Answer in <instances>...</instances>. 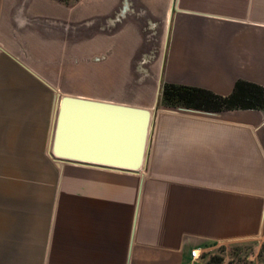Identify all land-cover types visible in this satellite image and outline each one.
<instances>
[{
	"label": "crops",
	"instance_id": "0c3cea01",
	"mask_svg": "<svg viewBox=\"0 0 264 264\" xmlns=\"http://www.w3.org/2000/svg\"><path fill=\"white\" fill-rule=\"evenodd\" d=\"M239 80L264 87V0H0V264H185L262 236L264 110L158 105ZM63 95L151 109L145 167L53 157Z\"/></svg>",
	"mask_w": 264,
	"mask_h": 264
},
{
	"label": "water",
	"instance_id": "95a60500",
	"mask_svg": "<svg viewBox=\"0 0 264 264\" xmlns=\"http://www.w3.org/2000/svg\"><path fill=\"white\" fill-rule=\"evenodd\" d=\"M153 117L146 107L63 95L55 119L52 156L139 171L146 164Z\"/></svg>",
	"mask_w": 264,
	"mask_h": 264
},
{
	"label": "trees",
	"instance_id": "16d2710c",
	"mask_svg": "<svg viewBox=\"0 0 264 264\" xmlns=\"http://www.w3.org/2000/svg\"><path fill=\"white\" fill-rule=\"evenodd\" d=\"M66 5H74L79 0H58ZM158 105L185 107L208 112H220L232 109L264 110V87L239 80L230 95L222 96L208 89L174 83H164L161 88ZM206 264H222L224 258L203 254Z\"/></svg>",
	"mask_w": 264,
	"mask_h": 264
},
{
	"label": "rangeland",
	"instance_id": "374dc122",
	"mask_svg": "<svg viewBox=\"0 0 264 264\" xmlns=\"http://www.w3.org/2000/svg\"><path fill=\"white\" fill-rule=\"evenodd\" d=\"M97 61V59L90 60L91 63L95 64ZM100 84L102 85V82ZM106 85L102 86L101 90L108 91ZM22 153L20 152V154ZM23 155L26 154L23 153ZM207 253L211 256L223 257L224 262L222 264H264V234L252 240L220 242Z\"/></svg>",
	"mask_w": 264,
	"mask_h": 264
},
{
	"label": "built area",
	"instance_id": "2783aa9c",
	"mask_svg": "<svg viewBox=\"0 0 264 264\" xmlns=\"http://www.w3.org/2000/svg\"><path fill=\"white\" fill-rule=\"evenodd\" d=\"M204 253L206 252H203L200 248H192L185 264H206V260L203 257Z\"/></svg>",
	"mask_w": 264,
	"mask_h": 264
}]
</instances>
